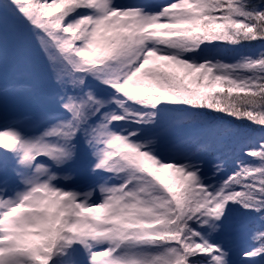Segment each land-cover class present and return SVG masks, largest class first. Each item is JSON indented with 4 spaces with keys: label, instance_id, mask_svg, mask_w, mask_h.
I'll use <instances>...</instances> for the list:
<instances>
[{
    "label": "snow or ice",
    "instance_id": "snow-or-ice-1",
    "mask_svg": "<svg viewBox=\"0 0 264 264\" xmlns=\"http://www.w3.org/2000/svg\"><path fill=\"white\" fill-rule=\"evenodd\" d=\"M0 264H264V0H0Z\"/></svg>",
    "mask_w": 264,
    "mask_h": 264
},
{
    "label": "rangeland",
    "instance_id": "rangeland-1",
    "mask_svg": "<svg viewBox=\"0 0 264 264\" xmlns=\"http://www.w3.org/2000/svg\"><path fill=\"white\" fill-rule=\"evenodd\" d=\"M19 51V61L16 55L10 52L8 78L18 79L27 76H42L44 73L43 61L36 56L34 44L26 33H22L19 36Z\"/></svg>",
    "mask_w": 264,
    "mask_h": 264
},
{
    "label": "trees",
    "instance_id": "trees-1",
    "mask_svg": "<svg viewBox=\"0 0 264 264\" xmlns=\"http://www.w3.org/2000/svg\"><path fill=\"white\" fill-rule=\"evenodd\" d=\"M49 2H50V0H49Z\"/></svg>",
    "mask_w": 264,
    "mask_h": 264
}]
</instances>
